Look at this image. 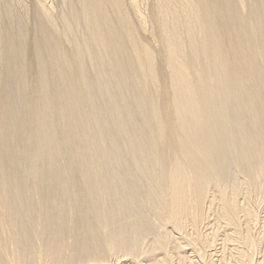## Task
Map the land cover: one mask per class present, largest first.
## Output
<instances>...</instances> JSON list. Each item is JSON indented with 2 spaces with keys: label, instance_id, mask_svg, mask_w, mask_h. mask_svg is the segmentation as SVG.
I'll return each mask as SVG.
<instances>
[{
  "label": "bare ground",
  "instance_id": "obj_1",
  "mask_svg": "<svg viewBox=\"0 0 264 264\" xmlns=\"http://www.w3.org/2000/svg\"><path fill=\"white\" fill-rule=\"evenodd\" d=\"M0 264H264V0H0Z\"/></svg>",
  "mask_w": 264,
  "mask_h": 264
}]
</instances>
